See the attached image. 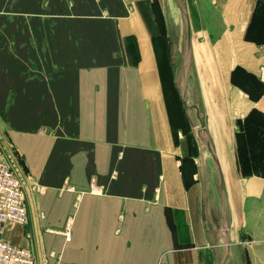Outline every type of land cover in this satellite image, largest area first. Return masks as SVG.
<instances>
[{
  "label": "crops",
  "instance_id": "crops-1",
  "mask_svg": "<svg viewBox=\"0 0 264 264\" xmlns=\"http://www.w3.org/2000/svg\"><path fill=\"white\" fill-rule=\"evenodd\" d=\"M185 1L187 100L203 113L222 173L227 263L236 254L239 264H264V0ZM146 2L0 0V128L8 118L44 190H25L28 220H71L59 261L42 260L33 229L36 264H216L203 231L218 201L215 168L160 69ZM21 26L38 35L16 33ZM42 123L50 138L35 134ZM64 176L80 197L57 198ZM0 237L29 249L21 226L6 224Z\"/></svg>",
  "mask_w": 264,
  "mask_h": 264
},
{
  "label": "rangeland",
  "instance_id": "rangeland-1",
  "mask_svg": "<svg viewBox=\"0 0 264 264\" xmlns=\"http://www.w3.org/2000/svg\"><path fill=\"white\" fill-rule=\"evenodd\" d=\"M190 1L188 0V3ZM142 6H148L147 11H150L155 30L158 33V37L160 38V42H162L163 48V61L161 62V67H165V69H169L170 80L176 79L179 81L181 77L182 65H183V39H184V26L182 19L175 9L173 4L170 0H147L146 3H142ZM146 7H144V12ZM145 16L146 14L143 13ZM19 20H27L31 21L34 20L33 17H26L22 18V16L15 14ZM12 18V17H11ZM17 18V20H18ZM150 21V22H151ZM151 23H148V25ZM21 30H26L28 32L27 35L33 37L37 34V30L34 27H25L24 30L21 28L16 29V33ZM36 33V34H35ZM18 35V34H17ZM22 35V33L20 34ZM19 35V36H20ZM129 47V46H128ZM131 51L132 47L130 46ZM170 55L175 56V66L177 68L176 72L173 71V66L171 64ZM2 124H6L4 128H0V157L2 160L7 164L10 170L13 172L15 178L17 179L23 193V198H25V190H27L33 196H38L44 192L41 188V185L36 180V176L29 172V168L24 167V155L18 152L11 141L10 138V131L7 125L10 123L8 118L2 119ZM48 120V119H47ZM4 122V123H3ZM52 131L50 130V126L48 123H42L36 127L35 134L39 137H47L50 138L52 135ZM202 148V147H201ZM6 156V157H5ZM8 160H7V159ZM211 160L208 158V164ZM70 179L68 176H64L61 180V185L56 190L57 198L62 199L67 194H75L76 197H80L81 193H74L73 189L70 187ZM46 191V190H45ZM92 193L93 191L90 190ZM59 199V200H60ZM25 202V201H24ZM25 206V203H24ZM208 210H205L204 216L205 221L203 222V231L206 236V241L208 246L210 247L212 244L215 243L216 251H217V258L220 260L224 253V245L221 239L220 231H219V209H218V201L214 205L213 209L207 207ZM26 210V208H25ZM207 211V212H206ZM27 214V212H26ZM212 217L216 220L215 222L212 221ZM35 227L32 222H29L27 216L26 225L21 226L24 230H26L30 234V238L28 239L29 249L30 251H34L35 253V244L34 239L32 236L33 229L36 235L40 232L41 234V241L36 240L37 244L42 245V252H44L43 261L44 260H53L59 261L60 255L57 254L56 251L61 247H63L67 242H69V236L71 231V220L70 218L66 219H59L54 215H49V218H44L43 215L38 217V224L35 223ZM212 226V230H209L210 226ZM46 236L55 237L56 239L51 243L48 244L46 240ZM8 243V242H7ZM52 246V247H51ZM24 248V247H23ZM26 249V248H25ZM32 252V254H34ZM35 257V256H34ZM35 259V258H34ZM36 264V261H35ZM225 264H239L237 261V255L235 254L233 257L230 258L229 262Z\"/></svg>",
  "mask_w": 264,
  "mask_h": 264
},
{
  "label": "water",
  "instance_id": "water-1",
  "mask_svg": "<svg viewBox=\"0 0 264 264\" xmlns=\"http://www.w3.org/2000/svg\"><path fill=\"white\" fill-rule=\"evenodd\" d=\"M175 9L178 11L184 26V39H183V65L181 71V77L178 81L176 77L174 78V87L179 95V100L182 106V109L187 118L191 133L198 144L199 148L201 143L202 150L207 152L208 157L212 161L216 177H217V192H218V209H219V231L223 237L224 253L222 258L219 260L217 256L215 257L216 264H225L230 254V240H229V230L226 221V212H225V195L223 188V178L220 170L219 162L217 156L212 149L209 136L205 130L204 116L203 113L199 110L198 106L189 104L187 100V82L189 78V70L191 66V33H190V23L187 13L186 1L185 0H170ZM171 64L173 66V71L176 72L177 68L175 66V56L170 55ZM192 111L195 115L193 117ZM198 125H197V122ZM212 248H215V243L212 244Z\"/></svg>",
  "mask_w": 264,
  "mask_h": 264
},
{
  "label": "built area",
  "instance_id": "built-area-1",
  "mask_svg": "<svg viewBox=\"0 0 264 264\" xmlns=\"http://www.w3.org/2000/svg\"><path fill=\"white\" fill-rule=\"evenodd\" d=\"M26 222L22 189L0 157V234L6 224L24 226ZM0 264H35V259L30 250L7 243L0 237Z\"/></svg>",
  "mask_w": 264,
  "mask_h": 264
},
{
  "label": "bare ground",
  "instance_id": "bare-ground-1",
  "mask_svg": "<svg viewBox=\"0 0 264 264\" xmlns=\"http://www.w3.org/2000/svg\"><path fill=\"white\" fill-rule=\"evenodd\" d=\"M193 112V111H192ZM193 115V114H192ZM194 115H195V113H194ZM196 122H197V120H196ZM197 125H198V122H197ZM199 144H200V147H202V145H201V143L199 142ZM221 239L223 240V237H222V235H221Z\"/></svg>",
  "mask_w": 264,
  "mask_h": 264
}]
</instances>
